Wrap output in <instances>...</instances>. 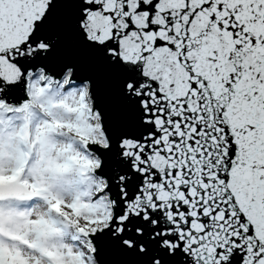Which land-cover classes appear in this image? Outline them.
<instances>
[{
	"label": "snow or ice",
	"instance_id": "1",
	"mask_svg": "<svg viewBox=\"0 0 264 264\" xmlns=\"http://www.w3.org/2000/svg\"><path fill=\"white\" fill-rule=\"evenodd\" d=\"M0 264H264V0H0Z\"/></svg>",
	"mask_w": 264,
	"mask_h": 264
}]
</instances>
